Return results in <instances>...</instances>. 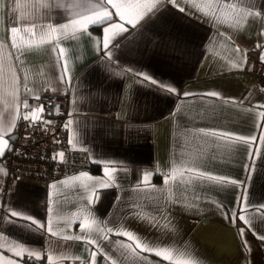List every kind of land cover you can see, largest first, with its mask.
<instances>
[{
	"label": "crops",
	"instance_id": "0c3cea01",
	"mask_svg": "<svg viewBox=\"0 0 264 264\" xmlns=\"http://www.w3.org/2000/svg\"><path fill=\"white\" fill-rule=\"evenodd\" d=\"M99 7L100 0H0V134L10 146L28 99L67 96L65 125L72 124L65 139L93 167L48 186L8 185L0 158V216L11 207L45 225L41 230L18 217L0 224V257L19 261L15 253L23 247L51 255L52 264H93V251L96 264H264V241L257 238L264 214L255 210L264 204V92L242 71L246 51L264 52L257 48L264 45V0H175V6L165 0L136 28L113 29L110 57L102 27H60ZM136 71L177 91L150 85ZM213 91L218 95H205ZM220 132L257 140L243 143ZM188 167L244 182L251 224L225 218L239 209L243 187L200 181ZM49 206L55 236L47 231ZM86 220L95 223L81 230ZM238 228L246 229L244 238ZM123 231L154 250H171L172 260L141 252L117 234Z\"/></svg>",
	"mask_w": 264,
	"mask_h": 264
},
{
	"label": "snow or ice",
	"instance_id": "6c2138e0",
	"mask_svg": "<svg viewBox=\"0 0 264 264\" xmlns=\"http://www.w3.org/2000/svg\"><path fill=\"white\" fill-rule=\"evenodd\" d=\"M167 3H171L173 4V6H175V0H167ZM165 5V0H135V2H131V0H100V7L99 10H96L94 12H92L90 15H84L82 16L80 19H71L70 20V24H63L60 27L63 29H67L70 26H78L79 28H83L84 30H87L89 25H94L103 28V49L105 50L104 54L108 55L109 57L111 56V50L109 48V45L112 42L113 36L110 35L113 32V29H119V31L121 33L123 32H127L128 28L125 27V25H131L132 28H136L137 24L144 19L145 16H147L148 14H152L153 16H155L156 12L160 11V8L163 7ZM108 6H111L110 8ZM111 9H115V11H111ZM129 9H134L135 11L130 12ZM180 12H184L185 9L184 8H179ZM257 15H259V13H256ZM114 16H118L119 20L121 21L120 23H112L113 21V17ZM104 25H108L107 27H104ZM35 25H33L34 27ZM51 29L52 33H56L59 31V29L57 27H54L52 25L48 26ZM18 28L15 26V24H13L11 26V34L13 37H15V34L18 32ZM25 31H31L30 28H26ZM13 46H15V39H13ZM257 48H264V45H257ZM237 52H239V49H236ZM64 50L61 49L60 50V55H63ZM243 55H246L243 54ZM261 63H264V52H262L260 54L259 57ZM246 62V61H245ZM138 77L142 78V81H147L150 85H155L157 88L159 89H166V91L168 93H172L177 91L175 87H173L171 84L169 83H165L164 81L161 80H157L155 77H153L151 74L147 73V72H143V71H136L135 73ZM185 96L189 95V93H185ZM205 95L208 96H217L218 93L217 92H208L205 93ZM35 99L40 100L39 96H36ZM234 102V101H233ZM25 107H27V102H25ZM44 105L41 104L40 108L38 109H33V113H43L44 111ZM58 107V106H57ZM51 114V113H50ZM69 115H71V113H69ZM262 116H264V113H261ZM23 119L25 120H30V126H33L36 123V119L30 118L28 115H24ZM38 119L43 120V117L40 116ZM44 123H48V121H44ZM72 124V121L69 120L67 122V124L65 125V127L67 128L69 125ZM258 127H262L261 125H258ZM203 131V130H201ZM206 135H212V136H216L217 133L216 132H212V133H205ZM219 135L221 137H231L235 134L233 133H229V132H220ZM235 139L237 141H241L243 143H248L249 140H251L253 143L257 140V137L252 136L250 138H245L243 136L240 135H235ZM260 141L264 142V134H262L259 137ZM9 141H10V137L9 139H4V136L2 134H0V158L4 157L7 151H12L13 149L10 148L9 146ZM69 144L72 143V139L71 137L69 138ZM251 147V145H250ZM253 151L259 153L260 149H254ZM253 151H248L247 152V156L249 158V160H251L252 156H253ZM61 159L64 156V153L61 152L58 154ZM109 163H120V162H115V161H111ZM245 168V172L248 173L249 172V165H244ZM189 172H194L195 176L197 179H199L200 181H210V182H216L217 184H219L221 187L225 186V185H240L241 187L244 188L243 193L236 197V201L240 204V207L238 210H233L230 213L226 212L225 214V218H227L229 220L230 223L235 224L237 221H243L246 225H250L251 224V217L250 215L247 214V210L248 208L251 206L248 202V197H247V193H248V189L246 187H244V182L239 181L237 179H230L227 176L223 175V174H215L207 169L204 170H196L192 167H188L186 169ZM0 171H3L2 168H0ZM108 169H105V173H108ZM175 171V170H174ZM149 175H151V173H146L144 175V181L148 182V178ZM174 178V177H173ZM249 179H251V174L249 173L248 176ZM63 183V182H61ZM165 183H167V178H165ZM107 186V185H105ZM51 187H55V185H52ZM94 196H96L95 193H93ZM99 197L96 196V199H98ZM92 199H89V203H92ZM256 211L261 212L262 214H264V204L258 205L256 206ZM48 213H49V224H48V228L47 231L52 235L55 236L57 233L53 230L52 227V220H51V215L53 213V208L51 206H49L48 208ZM244 213V214H241ZM10 217H18L21 220H28L31 221L32 225H35L38 229L43 230L45 225L43 222L39 221L37 218L32 217L31 215L25 214L24 212L20 211V210H14L11 207H9L6 211V213L3 216H0V224H3L5 222H10V223H16V221L14 220H10ZM95 221H92L91 223H89L87 220L80 224V228L81 230H85V229H90L92 227V224H94ZM0 231H2V229H0ZM109 232H112V229H108ZM238 232L240 234V236L242 238L245 237L246 234V229L245 228H238ZM118 235H123L126 236L128 240L134 241L135 242V248L140 249L141 252H155L156 256L162 257L164 260H172V252L169 249L166 248H162L160 250H154L150 247H148V245L145 244H141L140 242H137V237H135L130 231H123V232H118ZM72 237L69 236H65L64 239H70ZM257 238L264 241V234H257ZM75 239H87L88 243L90 244H95V241L92 239H88L87 236H76ZM95 246L97 247V249H99V245L95 244ZM243 247H248V243L245 240H243ZM27 252V256L29 259H31L32 257H35L36 260H40L41 259V254L40 252L37 251H33L31 249H26L21 247L20 252H16L15 255L20 256V260L19 261H9V260H5L2 257H0V264H24V257H23V253ZM92 258H93V264H96V255L97 253L95 251H93L91 253ZM49 264H52V259L53 257L51 255H49L47 257ZM107 259V257H106ZM189 264H194V262H189Z\"/></svg>",
	"mask_w": 264,
	"mask_h": 264
},
{
	"label": "built area",
	"instance_id": "2783aa9c",
	"mask_svg": "<svg viewBox=\"0 0 264 264\" xmlns=\"http://www.w3.org/2000/svg\"><path fill=\"white\" fill-rule=\"evenodd\" d=\"M259 57L258 50L246 51L242 71L264 92V63ZM39 97L40 100L35 97L28 99L17 124V138L11 147L13 150L3 157L8 185L21 180L48 186L62 178L92 172L93 167L86 153L71 151L65 139L68 97L52 94ZM41 104L45 106L44 111L35 118L36 123L30 126V120L23 117H30V112L40 108ZM40 116L43 120L38 119ZM61 152L64 153L62 159L58 155ZM24 264H48L47 256L43 254L40 260L24 258Z\"/></svg>",
	"mask_w": 264,
	"mask_h": 264
},
{
	"label": "water",
	"instance_id": "95a60500",
	"mask_svg": "<svg viewBox=\"0 0 264 264\" xmlns=\"http://www.w3.org/2000/svg\"><path fill=\"white\" fill-rule=\"evenodd\" d=\"M16 138H17V135H14V138L11 139V145H10V148L12 147V143L16 140Z\"/></svg>",
	"mask_w": 264,
	"mask_h": 264
},
{
	"label": "trees",
	"instance_id": "16d2710c",
	"mask_svg": "<svg viewBox=\"0 0 264 264\" xmlns=\"http://www.w3.org/2000/svg\"><path fill=\"white\" fill-rule=\"evenodd\" d=\"M59 96H61V95H59Z\"/></svg>",
	"mask_w": 264,
	"mask_h": 264
}]
</instances>
